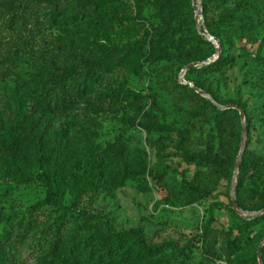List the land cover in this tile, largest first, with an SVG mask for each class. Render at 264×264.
Listing matches in <instances>:
<instances>
[{"label":"trees","instance_id":"trees-1","mask_svg":"<svg viewBox=\"0 0 264 264\" xmlns=\"http://www.w3.org/2000/svg\"><path fill=\"white\" fill-rule=\"evenodd\" d=\"M123 0H78L80 4L75 11H69L67 17L81 19L90 17L110 2ZM132 1V2H131ZM136 8L135 18L143 19L148 7H152L156 15L162 18L160 26L146 27L144 34L136 40L124 43L102 44L91 47L89 39L81 38L73 45L75 56L64 55L62 60L52 58L48 67L32 75V80L42 83L40 90H35L33 83L24 80L25 87L15 92H4L5 105L11 108L3 113L0 107V165L6 174L14 176L17 181L29 182L39 179L48 188L45 199L34 204L30 214L20 217L16 223L10 217L0 216V264H19L23 250L29 248L34 258L41 252V257L56 255L67 245L70 249L57 264H159L150 261L152 255L159 253L160 246L147 242L144 231L139 227L113 231L100 212L79 209L81 193L94 183L99 175V167L91 159L77 170L65 171L66 145L70 138V121H74L71 111L81 102L96 98L102 111L118 105L127 104L131 110L138 113L145 110L144 101L152 95L138 93L132 89H124L111 82L112 76L135 60V68L143 64L159 65L177 62L180 67L192 62H205L217 53V45L197 30L195 6L193 0H131ZM202 0L204 21L209 33L222 45V50L216 60L204 64L201 68L191 67L189 73H199L206 78L221 74L223 69L237 60V53L246 49L243 42L254 46L259 39L256 30L261 27L259 6L254 0ZM61 1L59 0H0V32L1 38L11 40L12 34L17 35L19 27L35 18L37 24L41 17L49 16L55 20L54 13ZM55 4V6H54ZM127 6V5H126ZM51 8V11L45 9ZM51 12V14L49 13ZM66 12V9L65 11ZM1 25L4 31L1 30ZM169 32L180 34L174 40ZM9 38V39H8ZM14 38V37H13ZM9 42H7L8 44ZM150 46L149 52L137 56L143 49ZM264 42L250 50L255 59L264 69ZM17 56L11 59L16 61ZM134 68V67H133ZM1 67L0 72L4 73ZM194 86L209 93L215 100L221 102L212 84L195 79ZM33 81V82H34ZM27 82V83H26ZM178 91L188 93L196 105L190 111V116L204 115L210 119L217 131L221 133L217 148L214 141L209 142L205 149L193 147L191 132L178 128L177 149L183 158L207 168L210 183H218L221 179L231 182L236 161L239 158L242 143V123L240 113L236 109H219L211 100L201 96L193 86L175 82ZM153 102L156 103L155 97ZM236 104L243 108L248 129V140L240 163L237 176V192L235 197L243 210L264 209V151L250 148V124L252 116L246 111V105L241 101ZM15 106V109L12 108ZM66 116L68 124L60 126L55 131V119ZM145 120L138 121V114L126 115L123 121L126 126L137 125L147 130L164 129L160 126L157 115L150 111L144 113ZM113 166H109L107 177L114 187L123 185L131 177H144L147 172L145 160L138 162L137 167H130L121 160V153L114 148L108 149ZM93 153L91 152V155ZM118 155V156H117ZM93 156V155H92ZM84 166V167H83ZM64 170V171H63ZM70 189L73 194L71 204L63 200V190ZM186 189L196 196H205L207 190L199 185L186 183ZM232 203V202H231ZM50 207L53 214L45 213ZM44 214L43 216H40ZM235 222L240 229L239 236L230 240L225 253L233 254L240 248L251 246L252 240L248 230L264 218L258 216L253 220L244 218L233 211ZM82 215L89 224L85 237L77 243H70L68 237L71 227L66 222ZM54 218L56 223L48 222ZM41 223V224H40ZM212 220L203 226V243L206 251L213 259L215 251L207 250L209 240L215 237L211 228ZM24 225L26 228L23 229ZM41 225V229H38ZM16 228L21 229L18 233ZM264 253V245L262 248ZM257 259V255H254ZM218 259L214 258L213 263ZM24 263V262H23ZM21 263V264H23Z\"/></svg>","mask_w":264,"mask_h":264},{"label":"rangeland","instance_id":"rangeland-1","mask_svg":"<svg viewBox=\"0 0 264 264\" xmlns=\"http://www.w3.org/2000/svg\"><path fill=\"white\" fill-rule=\"evenodd\" d=\"M59 1L61 7L57 9L59 13H54L53 22L48 15L41 17L38 24L39 20L32 18L19 27L17 35L9 36L11 40H7L8 44L3 41L7 35L1 38L0 32V69L5 68L4 73L0 72L1 91L23 92L24 80L33 83L35 90H40L42 83L32 80V75L46 69L52 58L62 60L65 54L73 58L75 54L72 47L81 38L89 39V45L94 48L102 44L124 43L141 37L146 27L160 26L165 22L156 15L152 7L147 8L143 19L135 18L136 8L132 4H127L131 0H123L106 4L90 17L82 18L81 25L77 26V19L73 20L66 15L69 11L77 10L80 5L78 0ZM199 1L202 5V0H193L195 18ZM228 2L232 4V0ZM254 2L259 6L261 14V27L256 30V37L259 40L254 46L248 42L241 43L246 49L239 50L237 60L226 66L221 74L206 78L199 73L190 74V68L183 73L186 65L180 67L175 61L165 63L164 67L145 63L135 68L132 65L135 64V60L131 58L125 68L112 76L111 82L124 89L152 95V98L144 101L146 105L144 111L138 113L127 108L129 107L127 104L101 111L96 98L81 102L71 111L74 121H70V138L64 144L67 161L65 171L77 170L79 164L83 165L89 159L99 167L98 178L81 193L79 209L92 213L100 212L113 231L141 228L148 243L160 246L159 253L149 259L153 263L264 264L263 251L262 261L258 257V247L264 240V218L246 233L252 240L250 247L240 248L233 254L225 253L228 242L240 233L233 211L249 220L263 216L264 212L250 214L238 211L231 199L233 177L231 182L221 179L218 183H210L207 168L186 161L182 152L177 149L179 136L176 130L188 129L195 149L203 150L213 141L215 148L219 145L221 133L217 131L214 123L204 115L190 116L189 113L196 103L188 93L178 91L175 86L177 80L184 85L192 86L197 78L207 85L212 84L211 87L215 89L221 102L215 100L209 93L208 97L198 93L211 100L219 109H236L240 113L239 109L226 106L237 105L238 101L246 105L247 113L253 118L250 124V148L264 151V69L254 54H250V50L256 49L260 41L264 42V0ZM45 11H51V8ZM202 16L197 22V30L201 34L209 33L204 21L203 5ZM1 30L4 31L2 25ZM169 34L174 40L180 37L178 33ZM205 37L210 40L207 35ZM149 49L150 46L147 45L138 54L137 60L141 54H147ZM14 55L17 59L11 62ZM209 59L193 67L201 68L211 62ZM5 94H1L0 100L3 113H7L11 108L10 104L4 103ZM153 97L156 103L153 102ZM12 108L15 109V106ZM146 111L157 115L159 124L164 129L147 130L139 125L129 127L123 121L124 116L136 114L138 121H143ZM240 120L242 123L241 115ZM63 124H68L66 116L55 119L54 130L59 131ZM248 134L247 129V140ZM112 148L120 151L121 160L130 167H137L138 162L145 160L146 175L131 177L123 185L114 187L113 182L107 177L109 166H113V163L112 158L106 154L107 150ZM240 149L242 150V143ZM237 162L238 159L235 169ZM188 182L199 185L201 189L207 190L208 194L194 195L192 191L186 189ZM236 192L237 181L235 195ZM47 193V186L39 179L29 182L17 181L14 176L6 174L0 165V216L10 217L17 223L20 217L29 215L33 205L45 199ZM73 199L70 189L63 190L65 203L71 204ZM45 213L53 214V210L48 207ZM49 220L48 222L56 223L54 218ZM209 220H212L211 228L215 237L209 240L207 250L210 249L211 253L215 251L216 254L212 256L218 259L216 263L212 262L214 258H211L203 243L205 233L203 226ZM66 225L71 227V234L68 237L71 244L83 239L86 235L84 231L89 226L82 215L71 217ZM41 228L40 225L38 229ZM20 230L16 228L15 232L18 233ZM69 249L70 245H67L63 251L46 257H41L39 250L34 258L30 255L29 248H25L20 262L57 264ZM254 255H257V259H254Z\"/></svg>","mask_w":264,"mask_h":264},{"label":"water","instance_id":"water-1","mask_svg":"<svg viewBox=\"0 0 264 264\" xmlns=\"http://www.w3.org/2000/svg\"><path fill=\"white\" fill-rule=\"evenodd\" d=\"M202 5H201V1H199V5L197 7V10H196V19H197V22L200 21V19L202 18ZM204 27H205V24H203ZM205 35H207V37L212 40L218 47L217 49V53L209 59V61H213L215 60L219 53L221 52L222 50V45L211 35L209 34L208 32H203ZM202 62H192L190 64H188L184 70H183V73L193 67V66H196L198 64H201ZM192 86L195 88V90L205 96H209L207 94V92H205L204 90H202L201 88L199 87H196L192 84ZM227 108H237L239 109L240 111V115H241V119H242V150H241V153L239 155V158H238V162H237V166H236V169H235V172H234V176H233V180H232V188H231V199H232V202H233V205L237 208L238 211H241V212H247V213H252V214H259V213H263L264 212V209L260 210V211H257V212H250V211H245L243 210L239 204L237 203V200H236V197H235V186H236V181H237V176H238V173H239V168H240V163H241V160H242V156H243V153H244V150L246 148V143H247V125H246V118H245V113H244V110L242 107L238 106V105H234V104H230V105H227L226 106ZM264 245V240L260 243L259 247H258V257H259V260L262 261L263 259V255H262V247Z\"/></svg>","mask_w":264,"mask_h":264}]
</instances>
